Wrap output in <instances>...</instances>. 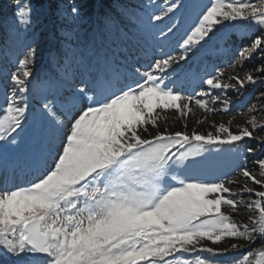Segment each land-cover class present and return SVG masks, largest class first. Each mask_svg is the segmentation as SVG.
<instances>
[{"label":"snow or ice","instance_id":"obj_1","mask_svg":"<svg viewBox=\"0 0 264 264\" xmlns=\"http://www.w3.org/2000/svg\"><path fill=\"white\" fill-rule=\"evenodd\" d=\"M53 5L59 13L57 47L49 52L53 71L33 77L36 49L28 43L18 59H11L14 70L4 73L8 94L0 109V142L17 144L14 134L27 119L29 92L42 103L35 143L23 165L9 162L7 144L0 146V264H264V244L251 248L264 240V157L253 161L260 178L237 166L235 173L245 179L238 191H233L238 180L227 173L211 175L216 161L209 158L236 152L245 138L264 145V134H256L264 133L257 108L249 109L248 126H238L236 133L224 123L213 124L215 132L207 134L166 127L152 135L148 127L158 128V110L187 116L193 101L215 113L206 97L227 113L231 99L212 90L239 94L247 85L264 83L262 64L227 81L225 69L217 67L215 75L201 80L208 89L195 95L178 86L181 75L187 79L180 62L210 40L226 42L233 29L241 39L260 33L240 49L241 68L256 54L264 60V0H207L177 42L179 54L160 48L162 58L129 66L128 74L101 55L105 36L127 21L166 39L177 24L165 32L151 22L184 7L180 0L139 19L125 0H108L99 5L98 26L83 15L81 5L60 7L50 0ZM11 7L6 21L14 24L16 38L29 39L31 0H11ZM258 100L264 101V92ZM259 112L264 114V105ZM243 151L255 155L257 150ZM18 173L31 178L15 183ZM241 206L249 212L246 221L224 211ZM225 239L237 242L227 247L204 243ZM245 248L251 250L230 257ZM205 252L224 259L204 258Z\"/></svg>","mask_w":264,"mask_h":264},{"label":"rangeland","instance_id":"obj_2","mask_svg":"<svg viewBox=\"0 0 264 264\" xmlns=\"http://www.w3.org/2000/svg\"><path fill=\"white\" fill-rule=\"evenodd\" d=\"M131 2L137 3V5L132 7V11L133 13L138 14L137 19H139L141 17H146L148 14L158 13L159 9L165 7L166 4L175 2V0H131ZM10 3L11 2H6L4 4L2 15L0 17V109H3L5 106V96L8 94L5 88L4 73L5 71L10 72L14 70V66L10 63L11 59L13 57L18 59L25 44L31 43L36 49L35 63L32 66L33 77L35 78L37 75L43 77L46 73L53 71V69L50 67L49 52L57 47L58 39V36L55 34V27L52 24L50 26H40V24H38V29L33 30L37 17L41 15V9L39 8L40 10H38L34 6H32L34 23L27 32L29 39L24 40L16 38L14 24L12 23L11 19H7V21L5 19L10 18L13 11V8L12 11L10 9ZM21 3H25L24 0H21ZM180 3L183 4L184 7L180 8L174 13H169L163 21L151 22L152 24H155L158 29H163L165 32L167 31L166 26L170 27L173 24H177V27L174 28L173 32L169 34L166 39L164 37H160L159 32L155 29L143 28L132 24L128 28L130 35L133 38H138L139 40L145 39V41L141 43L142 46H138L136 44L138 42H131L130 37L122 32V30H119L121 34H117L118 31L114 30L110 34H107L103 39L101 55L106 53L110 60H115L121 67V70L128 74L127 69L129 66L139 67L142 64L154 61L156 58H162L157 55L160 48H163L169 54H171L173 50H175L176 54H179V49L176 47L177 42L181 41V37L184 36L186 31H190V25L194 26L193 20L197 11L199 10L198 6L207 3V0H180ZM4 13H6V16ZM42 16L43 14L41 17ZM95 21L96 19L91 18V22L97 26L102 23L100 19L99 21L97 19L98 23ZM128 25V22L125 21V23L122 25V29L127 31ZM83 27L85 29L90 27V22L87 19L85 20ZM238 32L240 31L233 29L231 34L234 33L238 35L241 33ZM37 33H39L38 39L40 41H37ZM213 42H215V40H210L207 44H204L194 52L189 53L188 60L186 62L182 61L180 63L184 65L189 64L191 61L195 63V66L188 67V69L192 67L190 70L184 71V73H187V79H184L183 75L178 78V86L182 87L187 93L195 95V93L199 92L202 87L205 90L208 89L207 85H202L201 83V80L208 76L204 74L206 72L204 70V62L206 60H210L208 63H212L211 66H214V69H212L213 71H215L217 67H223L225 69V81H227L228 77H230L229 72H227V68L230 67V65L235 63L236 67L240 66L241 68L240 59L238 62H227L226 60L227 55H231L232 53L234 55L235 53V51L233 52L232 47L229 49L230 52L226 48H223V51H215L212 53L214 54L213 57H211V53L202 55L204 49H209L212 47V45L215 48ZM227 43H230V41ZM228 48H230V46ZM244 63L245 61L243 64ZM244 65H242V67ZM182 66L183 65H180V67ZM244 74L245 73H243L241 77H243ZM211 75H215V73H211ZM76 86H79V81L76 82ZM262 88H264V83L257 82L255 85H247L243 90H241L239 94H237L233 89L227 90L225 92H221L220 90H212L214 94L220 95L221 98L228 97L231 99V109L227 113L219 111L222 105L220 103H215L213 105L210 101V97H206L205 99L209 100L210 107H215V109H217L215 113L201 109L194 103V101L190 104L191 112L187 116L177 113L174 109L158 110L155 114L157 116L158 128H153L151 125H149V132L154 135L157 131L164 132L165 128L167 127L168 132L186 131L188 134H191L193 130H195L201 134H207L208 132H215L213 124L218 125L220 123H224L233 133H236L238 131V126H248L246 121L249 117V109L251 107L255 106L257 108L256 115L258 120L264 118V114L259 112L261 105H264V101L258 100V96L263 90ZM245 94L250 95L251 99L246 100L242 107H236L238 104L236 100H244ZM27 102L29 106L27 119L22 122V128L18 129L17 133L14 134L17 144L13 145L10 142H0V146L7 144V150L5 153L6 159L9 162H13L11 159H17L21 165H23V162L30 156L32 152L31 149L33 148L36 138V129L38 128L40 121V113L38 109L42 103L32 92L28 93ZM65 126H67V122ZM256 134L260 135L264 133L257 132ZM144 135L147 137L148 134L145 133ZM247 147L255 148L257 150L256 154L250 155L244 152L243 149ZM261 150V144L254 140L245 138L244 141L240 142L239 148L236 152H223L219 155L210 154L209 158L216 161V167L212 171L211 175L223 176L225 173H227L231 179L238 180V184L233 187V191H238L239 188L245 184V179L235 173L237 166H246L250 171L253 172L254 175L257 176V178H260L259 169L253 164V161L257 159L256 156L259 154V152H261ZM30 178L31 176L27 173H18L14 182L21 183ZM249 186L255 187L258 191L260 190V186L254 185L250 181ZM244 198L247 199V196ZM224 211L230 214L233 219L237 221H246V219L243 220L242 215L247 213L249 214V212L246 210V207L244 206H241L237 212H232L227 207L224 208ZM229 240L230 239H225L216 245H213L211 241H205L204 243H206L208 247H224L226 242ZM247 249L248 248H245L240 252H232L230 253V257L242 256L247 252ZM201 256L208 259H224L223 257L213 258L206 252L201 253Z\"/></svg>","mask_w":264,"mask_h":264},{"label":"trees","instance_id":"obj_3","mask_svg":"<svg viewBox=\"0 0 264 264\" xmlns=\"http://www.w3.org/2000/svg\"><path fill=\"white\" fill-rule=\"evenodd\" d=\"M6 2H11V0H0V17L2 15V10H3V6ZM24 2L26 3L27 0H24ZM108 0H58L59 6L60 7H67L70 8L73 4L76 5H81L82 6V13L83 15L87 18V17H91L93 19H96L95 22L98 23L100 16H102L103 14V8L99 7L100 4L102 3H107ZM126 3L135 6L137 5L136 2H131V0H125ZM32 6H34L35 8H37L38 10H40V14L43 16L41 17V15L39 17H37L36 23L34 24V29L33 30H37L38 29V24H40V26H50L51 24L55 27V31H56V35H57V28L59 26V20H58V11H57V7L56 5H53L52 7H49V3L50 0H31ZM40 8V9H39ZM10 9L12 11V7H11V3H10ZM9 9V10H10ZM8 10V11H9ZM96 13L95 15H93V13ZM6 16V13H4ZM41 17V18H40ZM40 18V19H39ZM98 19V21H97ZM101 23V22H99ZM129 25L127 26V31H124L122 28V32H124L128 37H130L131 42H138L136 43L138 46H142L141 43H143L145 41L144 40H139L138 38H133L130 35V31H129V26L132 25L131 23H128ZM233 31V30H232ZM231 31V33H232ZM235 33V32H234ZM231 34L232 36H230V38L226 41V42H222V41H216L213 42V44L215 45V48L210 47L209 49H204V52L202 53V55H206V53H211V57H213L215 51H223V48H226L229 52L232 47L233 52L235 51L234 55L233 53L231 55H227V62H232V61H239V52L240 49L244 48L246 45H248L251 42V39H253L256 35H259L260 33L258 31H253L251 36L245 39H241V35L240 34ZM117 34H121L120 31L117 32ZM39 33H37V41H40L38 39ZM228 41H230V43H227ZM230 46V48H228ZM229 57V58H228ZM234 59V60H233ZM208 61L210 62V60H206L204 62V70L206 71L204 74L205 75H209V74H214L215 71H213L212 69H214V66H211L212 63H208ZM182 62V61H181ZM180 62V63H181ZM245 64V65H244ZM243 67L240 68V66L238 67H228L227 68V72H229V76H233L238 74L240 77L243 73H245L248 70H251L255 67H259L260 65L264 64V60L259 59V54H256L251 60H247L245 61ZM183 65L182 67H180V69L183 71H188L190 70L193 66H195V63H193L192 61L189 64H180ZM189 66H192L190 69H188ZM223 68V67H221ZM224 69V68H223ZM207 78V77H206ZM262 92H264V88H262ZM251 97L250 95H246L245 94V98L244 100H236V102L238 103L236 107H242V105L245 103L246 100H250ZM241 101V102H240ZM251 143H253L252 141H250ZM264 157V145H262V150L261 152H259V154L256 156V158H261ZM251 165V164H249ZM249 214H244L243 216V220L247 219V216ZM236 242L235 240H229L228 242H226V244L224 245V247H227L230 243H234ZM242 243V241H241ZM261 244H264V240L261 239H257L256 242L251 246V248H255ZM251 248H248L247 251H250Z\"/></svg>","mask_w":264,"mask_h":264},{"label":"bare ground","instance_id":"obj_4","mask_svg":"<svg viewBox=\"0 0 264 264\" xmlns=\"http://www.w3.org/2000/svg\"><path fill=\"white\" fill-rule=\"evenodd\" d=\"M31 150H32V149H31ZM31 150H30V151H31ZM11 160H12L13 162H18L17 159H11Z\"/></svg>","mask_w":264,"mask_h":264}]
</instances>
